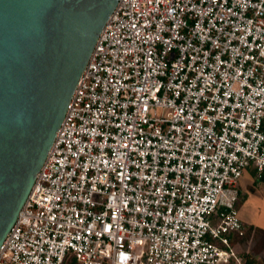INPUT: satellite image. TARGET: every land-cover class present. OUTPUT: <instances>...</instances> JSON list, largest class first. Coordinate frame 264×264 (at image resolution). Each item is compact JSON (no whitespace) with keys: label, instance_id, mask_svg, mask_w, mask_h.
<instances>
[{"label":"built area","instance_id":"2783aa9c","mask_svg":"<svg viewBox=\"0 0 264 264\" xmlns=\"http://www.w3.org/2000/svg\"><path fill=\"white\" fill-rule=\"evenodd\" d=\"M264 177V0H118L0 264H251Z\"/></svg>","mask_w":264,"mask_h":264},{"label":"water","instance_id":"95a60500","mask_svg":"<svg viewBox=\"0 0 264 264\" xmlns=\"http://www.w3.org/2000/svg\"><path fill=\"white\" fill-rule=\"evenodd\" d=\"M118 0H0V246Z\"/></svg>","mask_w":264,"mask_h":264},{"label":"crops","instance_id":"0c3cea01","mask_svg":"<svg viewBox=\"0 0 264 264\" xmlns=\"http://www.w3.org/2000/svg\"><path fill=\"white\" fill-rule=\"evenodd\" d=\"M238 191L237 208L239 218L245 228V233L250 229H260L264 231V177L261 180L256 179L253 168L248 167L239 178ZM242 237H234L232 246L238 254L245 256L243 253L239 252V245L241 240H243ZM248 240L251 242L253 238L250 237L247 241ZM246 253L251 255V257H248L249 259H257L260 257V254H264V248L260 253L249 250L246 251Z\"/></svg>","mask_w":264,"mask_h":264},{"label":"rangeland","instance_id":"374dc122","mask_svg":"<svg viewBox=\"0 0 264 264\" xmlns=\"http://www.w3.org/2000/svg\"><path fill=\"white\" fill-rule=\"evenodd\" d=\"M258 237V236H257ZM258 239V238H257ZM258 240H261V239H258ZM262 241H247V240H241L240 242V247H239V252L243 253V255H245V257H251V255L249 253H246V251H253V252H256V253H260L263 248H262ZM264 254H260V257L257 258V259H252L251 262L254 263V264H264Z\"/></svg>","mask_w":264,"mask_h":264},{"label":"trees","instance_id":"16d2710c","mask_svg":"<svg viewBox=\"0 0 264 264\" xmlns=\"http://www.w3.org/2000/svg\"><path fill=\"white\" fill-rule=\"evenodd\" d=\"M250 237H252L255 242L256 241H261L263 239V241H262V243H263L262 244V248H264V231L263 230H260V229H255V230L250 229V230H247L246 233H245V235L242 238L244 240H247ZM257 238L258 239H261V240H258ZM231 243L232 244L234 243V240L233 239H232ZM248 261L251 262V258L250 259L248 258Z\"/></svg>","mask_w":264,"mask_h":264}]
</instances>
